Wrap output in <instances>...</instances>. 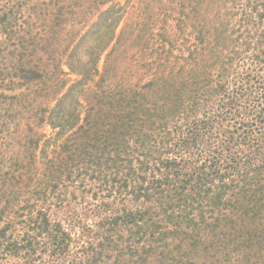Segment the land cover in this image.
<instances>
[{"label":"trees","instance_id":"16d2710c","mask_svg":"<svg viewBox=\"0 0 264 264\" xmlns=\"http://www.w3.org/2000/svg\"><path fill=\"white\" fill-rule=\"evenodd\" d=\"M0 264H264V0H0Z\"/></svg>","mask_w":264,"mask_h":264},{"label":"rangeland","instance_id":"374dc122","mask_svg":"<svg viewBox=\"0 0 264 264\" xmlns=\"http://www.w3.org/2000/svg\"><path fill=\"white\" fill-rule=\"evenodd\" d=\"M37 57H42V56H37ZM45 132H46V134H50V129L49 128H45Z\"/></svg>","mask_w":264,"mask_h":264}]
</instances>
